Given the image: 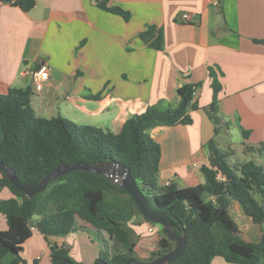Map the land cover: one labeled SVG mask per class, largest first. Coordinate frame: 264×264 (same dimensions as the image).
Masks as SVG:
<instances>
[{"label": "crops", "instance_id": "0c3cea01", "mask_svg": "<svg viewBox=\"0 0 264 264\" xmlns=\"http://www.w3.org/2000/svg\"><path fill=\"white\" fill-rule=\"evenodd\" d=\"M100 1L35 0L24 12L12 1L0 0V94L30 89L36 116H61L118 133L130 116L146 109L175 110L178 88L195 85L196 108L187 111L191 123L150 131L160 146L158 191L169 184L183 189L203 183L201 167L209 166V141L227 153L218 142L222 134L249 132L242 150L258 156L264 166L263 151H258L264 144V0H108L107 6L126 12L127 20L99 8ZM150 29L161 36L160 49L140 37ZM43 63L50 73L36 90L33 78L24 72ZM210 68L221 85L212 111L217 126L207 114L213 101ZM227 154L236 164L233 153ZM12 198L7 188H0V200ZM229 213L235 214L245 241L260 240V225L252 223L239 203L232 202ZM128 224L136 236L134 258L148 261L158 250L162 226L138 215ZM32 228L21 252L25 264H50L53 245L67 250L77 264L99 259L97 243L86 235L89 229L45 241ZM6 229L0 214V231ZM96 232L103 241L108 237ZM211 264L228 263L215 258Z\"/></svg>", "mask_w": 264, "mask_h": 264}, {"label": "trees", "instance_id": "16d2710c", "mask_svg": "<svg viewBox=\"0 0 264 264\" xmlns=\"http://www.w3.org/2000/svg\"><path fill=\"white\" fill-rule=\"evenodd\" d=\"M9 1L24 12L35 4V0ZM107 1L101 0L99 8L128 19L126 12L108 7ZM140 37L151 40V46L160 49L161 36H155L153 29ZM260 42L264 45V40ZM208 77L213 101L207 114L217 126L218 119L212 111L221 85L211 68ZM196 87L187 84L178 88L179 104L175 110L164 113L146 109L130 116L118 133L77 125L61 116L38 117L31 106L30 89H9L0 94V161L15 172L21 184L40 182L60 164L81 163L98 169L117 164L130 171L150 209L167 215L176 235H185V252L171 264H211L215 258L228 264H264V232L256 243L245 241L229 213L230 204L237 202L252 223L264 224L263 167L253 161L231 163L229 155L210 140L209 166L201 167L203 183L183 189L169 184L161 191L157 189L160 146L151 138L150 131L158 126L190 124L187 111L192 106L196 108ZM214 133H218L217 128ZM242 135L248 136L249 132L242 131ZM258 151H264V144ZM0 188H7L14 196L0 200V214L7 224V229L0 231V264L26 263L21 252L32 236V227L45 241L49 236H66L80 228L103 231L111 241L112 255L108 258L100 254L99 259L108 264H123L134 258L136 236L128 223L134 215L145 219L134 199L111 179L91 172H70L29 198L0 172ZM35 216L40 218L34 220ZM161 233L158 250L148 261L176 246L163 228ZM63 259L77 264L67 250L51 246L50 264H59Z\"/></svg>", "mask_w": 264, "mask_h": 264}, {"label": "water", "instance_id": "95a60500", "mask_svg": "<svg viewBox=\"0 0 264 264\" xmlns=\"http://www.w3.org/2000/svg\"><path fill=\"white\" fill-rule=\"evenodd\" d=\"M75 171H85L94 174H100L111 179L114 183H117L121 189L126 191L134 199L143 218L149 223H154L162 226L164 233L176 243V246L170 252L157 257L154 260L138 261L135 258H132L127 260L123 264H171L183 256L186 249L185 235H176L172 231V220L167 215L150 209L144 194L140 191L135 179L131 176L130 171L127 168L120 167L117 164L107 166V169H98L89 166L88 164L81 163L60 164L55 170L45 176L40 182L21 184L16 177L15 172L12 169L8 168L2 161H0V172L5 173L13 186L19 191L23 192L29 198H32L37 194L44 192L47 185L58 177ZM59 264L73 263L68 259H63ZM94 264L108 263L101 259H98Z\"/></svg>", "mask_w": 264, "mask_h": 264}, {"label": "rangeland", "instance_id": "374dc122", "mask_svg": "<svg viewBox=\"0 0 264 264\" xmlns=\"http://www.w3.org/2000/svg\"><path fill=\"white\" fill-rule=\"evenodd\" d=\"M247 138H248V136L240 135V133L238 135L231 133V134L226 135V136L222 134L220 136V139H222V141H224L228 145H230L229 148H226L227 146L224 143H222V141L218 140V142L221 145V147H223V149L225 151H227V153H229V154L233 153V158H234V161L236 162V164L244 163V162H248V161H253L256 165H259V163L257 162V158H259L258 156L252 157L250 155H245V154H247L246 150H242V144H243L244 140H247ZM262 161L264 162V160H262ZM261 167H263V169H264V166H261ZM125 197L126 196H123L122 198H125ZM256 198L260 203H263L261 197L256 196ZM231 217L235 222H237V218H236L235 214L231 213ZM155 226H160V225H155ZM259 230H260V233L264 232V225L263 226L261 225ZM87 232H88V234H86V235L92 236V240L97 243V247H98L100 254H104L105 256H107L109 258L111 255V251H112V246H111L112 244L109 242L108 237H106L105 241H103L101 239V236L97 235V234H99L98 232H96V234L93 232H90V231H87ZM245 234H246V232H245Z\"/></svg>", "mask_w": 264, "mask_h": 264}, {"label": "built area", "instance_id": "2783aa9c", "mask_svg": "<svg viewBox=\"0 0 264 264\" xmlns=\"http://www.w3.org/2000/svg\"><path fill=\"white\" fill-rule=\"evenodd\" d=\"M217 5H218V3L216 1H214V6H217ZM188 20H189V16H185L183 21L187 22ZM49 73H50V69H49L48 65L43 63L33 72L25 71L24 75L31 76L33 78V81L35 84V89L40 90L41 86H42V81H44L45 79L48 78ZM193 94H194V92H193ZM263 154H264V151H263ZM31 229H33V228H31ZM148 231L152 232V228H148Z\"/></svg>", "mask_w": 264, "mask_h": 264}]
</instances>
